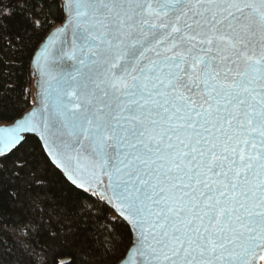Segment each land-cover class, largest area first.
I'll use <instances>...</instances> for the list:
<instances>
[{"label": "snow or ice", "instance_id": "1", "mask_svg": "<svg viewBox=\"0 0 264 264\" xmlns=\"http://www.w3.org/2000/svg\"><path fill=\"white\" fill-rule=\"evenodd\" d=\"M0 217V264H264V0H0Z\"/></svg>", "mask_w": 264, "mask_h": 264}, {"label": "trees", "instance_id": "2", "mask_svg": "<svg viewBox=\"0 0 264 264\" xmlns=\"http://www.w3.org/2000/svg\"><path fill=\"white\" fill-rule=\"evenodd\" d=\"M15 75L19 76L22 80L28 79L27 72L23 68L17 67V69L15 70ZM25 87H26L25 95L27 96L28 100L31 101L32 100V96L27 91V86H25ZM14 227L15 226L13 225L11 219H9L7 217H0V233H2V232L10 233L11 234V238L13 240H20V237L13 230ZM20 242L21 243H26L24 241H20Z\"/></svg>", "mask_w": 264, "mask_h": 264}]
</instances>
